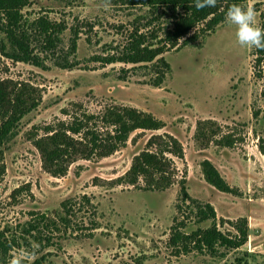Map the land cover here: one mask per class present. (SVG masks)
I'll return each instance as SVG.
<instances>
[{
	"label": "rangeland",
	"instance_id": "obj_1",
	"mask_svg": "<svg viewBox=\"0 0 264 264\" xmlns=\"http://www.w3.org/2000/svg\"><path fill=\"white\" fill-rule=\"evenodd\" d=\"M105 2L29 0L20 31L33 53L44 59L45 69L0 54V82L11 97L21 94L27 101L14 135L0 148V234L19 232L32 214H65V203L72 204L71 226L55 233L54 247L38 249L35 259L25 264H264V66L254 68V48L241 47L235 26L225 19L209 34L198 35L195 43L163 54L169 69L162 86L153 88L148 85L154 76L149 69L93 60L119 53L136 29L162 38L166 17L127 0H111L108 7ZM243 6L255 8L263 27L264 0H247ZM42 19L65 28L54 35L50 52L44 51ZM2 40L10 46L4 36ZM73 40L75 52L70 48ZM64 59L77 66L60 68ZM112 107L150 114L164 127L135 131L111 156L79 160L63 177L43 170L34 141L44 127L70 123L84 113L101 116ZM6 118L0 112V126ZM165 135L183 150V160L171 157L174 184L149 191L142 181L136 186L120 181L148 140ZM203 161L240 195L209 186L201 173ZM182 180L193 200L212 206L222 233L234 234L226 222L247 220L248 241L242 248L184 252L180 242H169L176 223H183L179 232L184 234L211 226V221L198 223L184 207L177 209Z\"/></svg>",
	"mask_w": 264,
	"mask_h": 264
},
{
	"label": "trees",
	"instance_id": "obj_2",
	"mask_svg": "<svg viewBox=\"0 0 264 264\" xmlns=\"http://www.w3.org/2000/svg\"><path fill=\"white\" fill-rule=\"evenodd\" d=\"M127 1L132 6L161 11L160 15L166 17L168 23L163 29V37L159 38L155 35L148 37L147 34L136 29L130 34L127 44L119 53L97 57L93 61L101 65L117 63L132 65L134 70L149 69L154 76L149 80L148 85L160 88L169 69L161 56L180 46L195 43L198 35L203 36L214 31L226 19L228 6L233 3L243 6L247 0H217L216 7L200 11L195 9L194 0ZM28 5L29 0H0V54L16 63L45 69L44 59L33 53L28 38L20 31L22 10ZM39 23L46 45L44 51L50 52L54 35L60 34L65 28L60 24L50 25L44 19ZM200 25L203 27L198 33L196 30ZM192 31H195L194 34L188 37ZM2 36L9 42V47L5 45ZM179 41H182L181 45ZM70 48L75 52V40L72 41ZM253 56L254 68L264 66V50L254 48ZM63 61L64 64H59L62 69L72 70L77 66L76 62L68 63L65 59ZM122 71L126 73L128 70ZM262 93L264 94V88ZM26 104L27 101L21 94L11 97L5 83L0 82V112L7 115L0 126V148L14 135L13 130L24 115ZM163 127L164 124L150 114L133 108L112 107L106 109L101 116L84 113L81 116H73L70 123L59 122L44 127V133L42 136H37L34 147L40 155L43 170L51 177L59 178L65 176L69 167L79 160L91 161L111 156L126 145L129 136L135 131H158ZM154 146L159 148L152 151ZM171 157L183 160V150L179 142L169 135L152 136L145 150L133 158L130 169L120 181L131 186H136L142 181L144 189L149 191L168 189L174 184L176 176ZM3 171L4 167L1 165L0 172ZM201 173L204 181L218 192L240 195L237 190L228 186L209 161L201 163ZM17 193L19 190L14 191L13 196ZM82 199L88 203L86 197ZM178 201L180 206H177V209L182 206L190 213H194L198 223L211 221L209 228H199L190 234L179 232L183 223L180 226L176 223L171 228L169 242L174 245L180 242V251L215 253L219 249L237 250L247 243V220L240 218L235 222H226L234 234L222 233L217 228L216 214L212 206L193 200L186 191L185 180L180 182ZM71 206L72 204L62 203V209L66 210L65 214L60 212H54L52 216L32 214L30 222L19 232L11 231L9 235L1 233L0 264H7L12 251L30 248L33 242L42 250L54 247L55 233L61 232L62 228L66 231L71 226L68 210Z\"/></svg>",
	"mask_w": 264,
	"mask_h": 264
},
{
	"label": "clouds",
	"instance_id": "obj_3",
	"mask_svg": "<svg viewBox=\"0 0 264 264\" xmlns=\"http://www.w3.org/2000/svg\"><path fill=\"white\" fill-rule=\"evenodd\" d=\"M111 0H106L105 7L110 5ZM217 0H194L197 11L205 8L216 7ZM226 20L235 26L237 43L244 48L264 50V27L257 20V13L253 6H242L233 3L228 6ZM39 245L33 242L30 248H19L14 251L7 264H25L30 259H35Z\"/></svg>",
	"mask_w": 264,
	"mask_h": 264
}]
</instances>
